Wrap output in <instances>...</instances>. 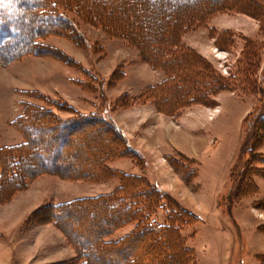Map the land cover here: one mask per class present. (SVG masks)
<instances>
[{"label":"rangeland","instance_id":"obj_1","mask_svg":"<svg viewBox=\"0 0 264 264\" xmlns=\"http://www.w3.org/2000/svg\"><path fill=\"white\" fill-rule=\"evenodd\" d=\"M251 1L259 4V10H248V0H235L180 33L181 52L188 49L203 58L220 90L207 96V102L186 98L187 103L179 108L178 114L159 111L150 101L134 102L126 107L115 105V99L121 94L138 97L149 86L161 82L167 73L148 63L134 43L105 29L96 19L84 15L85 12L55 6L57 12L65 15L68 36L50 33L42 42L67 60L55 53L27 54L0 65V147L24 140L22 132L12 123L22 111V101L44 106L65 119L74 113L59 107L61 102L85 114L101 111L99 89L103 84L113 118L149 154H141L142 158L137 161L134 157L122 156L110 160L107 166L115 171L142 175L176 205L197 216L178 229L180 247L176 239L173 244L168 242L169 248L160 247L165 256L163 262L156 264H180L174 253L181 247L185 248L183 252L190 264H264V127L257 124L264 113V14H257L264 10V0ZM1 9L10 10L6 6ZM10 16L15 18L13 13ZM17 21L12 27L15 33L11 35L14 40L11 52L22 45L20 37L26 39L37 23L44 22L34 21L32 17ZM140 25L141 30L145 29L143 22ZM220 34L223 39L218 37ZM177 47V44L171 45L170 51L165 52H175L180 49ZM86 85L95 87L96 91H87ZM26 91L34 92L31 95ZM49 102L52 104L48 106ZM179 122L194 130L192 136L188 131L180 132ZM80 127L82 131L64 129V136L67 133L71 144L62 140V135L39 128L43 135L40 134L37 151L42 153L41 148L49 143L56 151L42 160L44 165L63 166L59 169L67 173L90 170L88 160L93 147L99 146V137L96 140L92 136L86 123ZM254 128V147L248 151L243 142H248V132ZM170 133L177 134L179 141L172 139ZM128 139L134 148L131 138ZM166 139L176 145L185 140L194 156L184 159L177 153L166 155L169 167V158H176L169 171L168 166L159 164L157 152ZM200 150L204 155L199 162L195 152ZM35 164L30 163L28 168ZM243 167L251 179L248 195L234 201L229 215L223 206L227 203L230 173L235 168L244 173ZM157 168L161 171L155 172L160 180L151 172ZM120 183L112 175L92 181L42 174L6 200L0 199V264H81L75 247L59 225L49 217L38 220L40 214L35 210L46 204L109 194ZM106 211V215L100 216L97 207L81 205L79 209L62 211L59 223L90 253L92 264H125L126 254L105 256L99 251L97 231L108 228L107 217L112 215ZM166 214L165 208L157 207L150 215L164 222ZM135 228V221L128 222L112 231L107 240L117 241ZM142 243L133 241L126 248L132 253L137 247L134 260L141 254ZM146 258L148 255L139 260L140 264H146Z\"/></svg>","mask_w":264,"mask_h":264},{"label":"trees","instance_id":"obj_2","mask_svg":"<svg viewBox=\"0 0 264 264\" xmlns=\"http://www.w3.org/2000/svg\"><path fill=\"white\" fill-rule=\"evenodd\" d=\"M234 1L2 0L0 5L8 7L10 10L5 11L0 6V65H7L27 54L46 55L57 53L55 48L45 45L42 40L50 33L68 36L66 34L68 23L65 15L55 10V6L62 5L68 10L72 9L77 12L79 10L87 13L83 14L96 19L105 29L113 31L115 35L127 38L136 45L140 53L142 52V57L148 63L154 68H162L167 73V76L161 82L149 86L138 97H132L127 93L121 94L115 99V105L126 107L134 102L150 101L159 111L167 114H178L179 108L187 103L185 102L186 98L194 97L196 102H202L201 100L207 102V96H213L220 90V86H217L218 82L216 83V77L208 71V66L203 63V58H199L197 54L188 49L181 52L180 33L195 23H202L206 16L221 10L222 7L232 4ZM259 8L257 2L248 0V10L255 11ZM10 13H13L15 18L11 17ZM160 13H165L166 16L160 18V16L158 17ZM257 14L263 15L264 10L258 11ZM23 17H32L34 21L44 22L37 23L35 29L31 30L26 39L23 36L20 37L23 42L22 45L11 52L10 45L14 42L11 35L15 33L12 27L18 24L19 21L17 20ZM142 22L145 29L141 30L140 24ZM218 37L221 38L222 34ZM175 44L178 45L177 48L180 46L179 50L170 53L165 52L167 49L170 51V46ZM56 56L67 60L60 53ZM83 71L85 74L87 73V70ZM86 87L89 88L88 85ZM103 88L102 84L101 90L99 89L101 111L93 110L85 114L79 112L73 106L61 102L58 104L59 107H65V109L74 113L73 116L65 119H61L56 113L44 106L22 101V111L12 123L22 132L24 140L17 144L0 147V184L4 192L0 194V199L2 201L6 200L17 189L27 187L31 179L42 174L92 181L108 178L111 175L116 176L121 183L113 192L40 206L35 210L36 214H40L38 220L49 217L52 222L59 225L69 242L75 247L77 258L81 264H92L90 253L83 250L84 247L71 236L69 230L64 229L62 224L59 223V220H62L61 212L79 209L81 205H87L89 208L97 207L100 209V213H98L100 216L106 215L107 211L105 212V210L111 211L112 215L107 217L108 228L97 231L96 241L99 244L100 253L105 256L124 253L128 256L124 260L125 264H140L139 260H143L144 255H148L146 264L163 262L165 255L161 249L169 248L168 242L172 243L175 239L178 247H180L182 240L179 239L178 229L183 226V223H187L189 219L196 220L197 216L178 204L176 205V202H172L162 190L151 185L142 175L115 171L107 166L110 160L122 156L134 157L135 161L140 160L142 156L140 152L131 146L127 135L114 120L112 108H110L107 97L104 95ZM94 89L95 87H91L87 91H96ZM28 92L32 95L34 91H26L25 93L28 94ZM202 93L204 94L202 95ZM51 104L50 102L47 103L48 106ZM260 116L257 124L264 127V113ZM84 123L87 124V128L91 130L95 139L99 137V140L96 139L99 146L93 147V153L88 160L90 170L67 173L59 169L63 166L44 165L43 162L47 155L51 156L56 151L51 148V143L41 148L43 154L37 151L41 141L40 136L43 135L40 133L39 128L53 131L54 134H60L63 137L62 140L71 144L67 133L64 136L66 132L64 129L71 130L70 132L76 129L82 131L80 126ZM255 135L256 128L248 132V142H245V140L243 142L248 151H252L254 147L252 142H254ZM72 147H74L73 143ZM69 156H72V154L70 153ZM177 156L189 159L181 153H177ZM37 160L39 162L35 164ZM175 160L176 158L170 157L169 163L175 165ZM30 163L35 165L28 168ZM242 169L244 173H239L240 171L236 168L233 171L231 170L230 173V186L225 197L227 203L223 206V211L229 215L234 201L239 197L248 195V186L251 184V179H248L245 168ZM157 207L165 208L166 221L158 222L155 217L150 215ZM131 221L136 223L134 231L117 241L107 240L112 231ZM140 240L143 242L141 247L139 246L141 254L137 255L134 260L133 254L137 247L132 250V253H129L126 248L130 242ZM118 246L121 248L113 249L118 248ZM184 249V247H181L174 255L178 256V263L190 264L188 263L190 260L186 259L183 252Z\"/></svg>","mask_w":264,"mask_h":264},{"label":"crops","instance_id":"obj_3","mask_svg":"<svg viewBox=\"0 0 264 264\" xmlns=\"http://www.w3.org/2000/svg\"><path fill=\"white\" fill-rule=\"evenodd\" d=\"M114 120L116 121V123L122 128V130L125 132V134L128 136V137H130L131 138V140H132V142H133V146H134V148L138 151V152H140V154H144V155H149L148 154V152H147V150L145 149V148H142L141 146H139V144L137 143V141L134 139V138H132V135L130 134V133H128V131L126 130V128L122 125V124H120L119 122H118V120H117V118H114ZM179 124L180 125H178V127H179V129H180V132H184V131H188V134L189 135H191L192 136V134H193V129H190V128H188V126H186L185 125V123H183V122H179ZM182 130H184V131H182ZM168 133V132H167ZM195 134V133H194ZM170 135H171V137H172V139H176V136H178L177 134H174V133H170ZM176 140H178L179 141V139L177 138ZM185 141V140H184ZM184 141L182 140V141H180V142H177V145L176 144H174L170 139H166V141L163 143V144H161L160 146H158V148H157V152H158V156H160V161H161V163L159 162V164L162 166H168L167 165V161L165 160V156L166 155H172L173 153H181V154H183V155H185L186 157H193L194 155L192 154V153H190V151H188V146L186 145V144H184ZM192 151V150H191ZM194 153V152H193ZM196 153V154H195ZM194 154L196 155V158L195 159H197L198 161L199 160H201V157L204 155V151H202V150H200V151H197V152H195ZM150 162H152V163H154L155 164V162H153V161H151L150 160ZM200 162V161H199ZM170 165V164H169ZM155 166H157L156 164H155ZM169 167V166H168ZM170 167H171V165H170ZM170 167L168 168L169 169V171H170ZM163 169V168H162ZM151 172H153L154 174H155V178L158 180L159 178H158V176L156 175V173L155 172H161V171H159L158 170V168L156 169V170H152ZM176 174V173H175ZM160 180V179H159ZM163 187H164V189H169L168 188V185H163ZM171 192V191H170ZM172 193H173V191H172ZM37 208H38V206H37Z\"/></svg>","mask_w":264,"mask_h":264},{"label":"snow or ice","instance_id":"obj_4","mask_svg":"<svg viewBox=\"0 0 264 264\" xmlns=\"http://www.w3.org/2000/svg\"><path fill=\"white\" fill-rule=\"evenodd\" d=\"M0 2H2V0H0Z\"/></svg>","mask_w":264,"mask_h":264}]
</instances>
